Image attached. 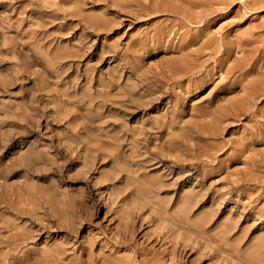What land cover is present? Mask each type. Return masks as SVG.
<instances>
[{
    "label": "rangeland",
    "instance_id": "374dc122",
    "mask_svg": "<svg viewBox=\"0 0 264 264\" xmlns=\"http://www.w3.org/2000/svg\"><path fill=\"white\" fill-rule=\"evenodd\" d=\"M246 1L0 0V264H264V2ZM183 201L186 253L160 233Z\"/></svg>",
    "mask_w": 264,
    "mask_h": 264
},
{
    "label": "bare ground",
    "instance_id": "6f19581e",
    "mask_svg": "<svg viewBox=\"0 0 264 264\" xmlns=\"http://www.w3.org/2000/svg\"><path fill=\"white\" fill-rule=\"evenodd\" d=\"M95 1H97V0H95ZM223 1V0H222ZM225 1V0H224ZM227 1V0H226ZM247 1H250V0H247ZM246 1V2H247ZM254 1V0H253ZM260 1H263L264 2V0H259L258 1V3H260ZM155 2V1H154ZM158 2V1H157ZM169 2V1H168ZM219 2V1H218ZM229 2V1H228ZM252 2V1H251ZM255 2V1H254ZM257 2V1H256ZM221 3H223V2H221ZM248 3V2H247ZM253 4H255V3H252V5ZM257 4V3H256ZM255 4V5H256ZM262 4V3H261ZM261 4H259L258 6L260 7L261 6ZM132 5V4H131ZM152 5V4H151ZM156 5H157V3H156ZM170 5V4H169ZM175 5H177V3L175 4ZM194 5V4H193ZM201 5H203V4H201ZM228 5V4H227ZM254 5V6H255ZM128 6V5H127ZM221 6V5H220ZM253 6V7H254ZM164 7V6H163ZM175 7V6H174ZM183 7V6H182ZM189 7V6H188ZM200 7V6H199ZM256 7V6H255ZM209 8V7H208ZM183 10V9H182ZM213 10V9H212ZM215 10V9H214ZM213 10V11H214ZM140 11V10H139ZM201 11H204V9L203 10H201ZM216 11V10H215ZM187 12H188V10H187ZM228 12H229V10H228ZM228 12H227V14H228ZM184 13H185V11H184ZM182 14V13H181ZM190 15V14H189ZM192 16V15H191ZM190 16V17H191ZM200 16V15H199ZM206 16V15H205ZM197 17V16H196ZM198 18V17H197ZM211 18V17H210ZM177 25V24H176ZM205 26V25H204ZM170 27V26H169ZM175 30V29H174ZM182 30V29H181ZM171 31V30H170ZM208 31V30H207ZM174 32V31H173ZM185 34V33H184ZM214 34V33H213ZM178 35V34H177ZM198 35V34H197ZM207 35V34H206ZM207 36H209V34L207 35ZM183 37V36H182ZM196 38V37H195ZM195 38H194V40H195ZM213 38H214V36H213ZM219 38V37H218ZM238 38V37H237ZM240 38V37H239ZM223 39V38H222ZM196 40H197V38H196ZM200 40V39H199ZM211 40H212V37H211ZM214 40H216L215 38H214ZM247 40H248V38H247ZM203 40L201 39V42H202ZM237 41V40H236ZM240 41V40H239ZM262 41V40H261ZM191 42V41H190ZM189 42V43H190ZM204 42V41H203ZM209 42V41H208ZM226 42V41H225ZM229 42H231V40L229 41ZM235 42V41H234ZM250 42V41H249ZM188 43V42H187ZM193 43V42H192ZM207 43V42H206ZM210 43V42H209ZM211 43H212V41H211ZM238 44V42H235V44ZM201 44V43H200ZM214 44V43H213ZM221 44V43H220ZM231 44V43H230ZM243 44V43H242ZM246 44V43H245ZM263 44V43H262ZM186 45V44H185ZM202 45V44H201ZM206 45V44H205ZM232 45H233V43H232ZM238 45H240V44H238ZM188 46H189V44H188ZM211 46V45H210ZM217 46V45H216ZM215 46V47H216ZM225 46H227V44L226 45H224V47ZM242 46V45H241ZM185 47V46H184ZM200 47V46H199ZM222 47V46H221ZM230 47V46H229ZM236 47H237V45H236ZM239 47V46H238ZM237 47V48H238ZM181 48V47H180ZM205 48V47H204ZM213 48V47H212ZM228 48V47H227ZM244 48V47H243ZM226 49V48H225ZM263 49V48H262ZM188 50V49H187ZM202 50V49H201ZM217 50V49H216ZM216 50H215V53H216ZM232 50V49H231ZM240 50V49H239ZM204 51V50H203ZM214 51V50H213ZM241 51V50H240ZM244 51V50H243ZM178 52V51H177ZM188 52V51H187ZM198 52H200V51H197V53ZM207 52V51H206ZM211 52V51H210ZM221 52V51H220ZM185 52H183V54H184ZM200 53H203V52H200ZM231 53H232V51H231ZM246 55H247V53L246 52H244ZM183 54H181L180 56H181V58L183 57V56H185V55H183ZM191 54V53H190ZM190 54H189V59H191V57H190ZM193 54V53H192ZM199 54V53H198ZM207 54V53H206ZM244 54V55H245ZM186 55H188L187 53H186ZM233 55V54H232ZM225 56V59H228L230 56H229V53L227 54V56H226V54L225 55H223V57ZM249 56V55H248ZM187 57V56H186ZM195 57V56H194ZM193 57V58H194ZM233 57V56H232ZM259 57V56H258ZM176 58H177V56H176ZM192 58V59H193ZM231 58V57H230ZM236 58V57H235ZM241 58V57H240ZM242 58H244V56L242 57ZM179 59V58H178ZM188 59V60H189ZM195 59V58H194ZM197 59V58H196ZM217 59V58H216ZM221 59V58H220ZM225 59H223V61H225ZM238 59H239V57H238ZM245 59H246V56H245ZM181 61H183L182 59H180ZM237 60V59H236ZM180 61V63H183V62H181ZM184 61H185V59H184ZM194 61V60H193ZM215 61V60H214ZM229 61V60H228ZM227 61V62H228ZM245 61V60H244ZM174 62V61H173ZM179 62V61H178ZM177 62V63H178ZM190 62H191V60H190ZM189 62V63H190ZM240 62H243L242 61V59H239V62H237L238 64H240ZM192 63V62H191ZM221 63V62H220ZM245 62H243L242 64H244ZM258 63V62H257ZM256 63V64H257ZM179 64V63H178ZM184 64V63H183ZM185 64H187V63H185ZM185 64H184V66H185ZM235 64V63H234ZM234 64H230V65H228L227 66V68H228V71H227V74H228V72H232L233 70H234V68H235V66L236 65H234ZM167 65V64H166ZM181 65V64H180ZM180 65H179V67H180ZM192 66V65H191ZM194 66V65H193ZM198 66V65H197ZM205 66V65H204ZM241 66V65H240ZM183 67V66H182ZM190 67V66H189ZM181 68V67H180ZM184 68V67H183ZM182 68V69H183ZM239 68V67H238ZM188 69H190V68H188ZM251 69V68H250ZM168 70V69H167ZM181 70V69H180ZM186 69H184V71H185ZM227 70V69H226ZM249 71L250 70H247L246 71V73H249ZM259 71V70H258ZM255 73H256V71H254ZM253 72V73H254ZM167 73H169V72H167ZM166 73V74H167ZM223 73V72H222ZM238 73V72H237ZM251 73V72H250ZM249 73V74H250ZM264 73V72H263ZM183 75V74H182ZM220 75V74H219ZM225 75V74H224ZM246 75V74H245ZM209 76V75H208ZM207 76V77H208ZM229 76V75H228ZM250 76V75H249ZM253 76V75H252ZM204 77V76H203ZM203 79V78H202ZM254 79V78H253ZM259 79V78H258ZM262 79H264V78H262ZM252 80H249L247 83H248V85H247V83H246V86L244 87H242V88H244L243 89V91H244V93H245V95H246V99L245 100H243V102L245 101L246 103H248L249 104V102H250V104L251 103H254V102H256V99L260 96L259 94H258V91H257V89H255L254 88V85H253V88L250 86L252 83H255L256 81H257V79H255L254 80V82H252V83H250L249 84V82H251ZM206 82V81H205ZM257 83V82H256ZM263 83V82H262ZM8 84V83H7ZM257 85H259V83L257 84ZM261 85V84H260ZM260 85L258 86V87H260ZM158 86V85H157ZM251 87V88H250ZM257 87V88H258ZM262 87V86H261ZM264 87V86H263ZM259 90V89H258ZM261 90H262V88H261ZM241 91V90H240ZM263 92V91H262ZM261 92V93H262ZM260 93V94H261ZM264 93V92H263ZM239 95V94H238ZM242 100V99H241ZM258 100V99H257ZM249 101V102H248ZM259 101V100H258ZM242 102V104L243 105H245L244 103ZM240 104V103H239ZM248 104H247V106H248ZM242 105V106H243ZM241 106V105H240ZM233 113V112H232ZM209 114V113H208ZM257 114V113H256ZM233 115V114H232ZM243 115V114H242ZM207 116V115H206ZM256 116V115H255ZM259 116V115H258ZM261 116V115H260ZM178 117V116H177ZM218 117V116H217ZM205 119V118H204ZM222 123V122H221ZM224 123V122H223ZM226 123V122H225ZM225 126V125H224ZM257 127V126H256ZM191 132V131H190ZM263 132H264V130H263ZM190 134V133H189ZM182 136V135H181ZM187 136V135H186ZM184 137V136H183ZM152 139V138H151ZM197 139V138H196ZM121 140V139H120ZM187 140V139H186ZM97 141V140H96ZM146 141V140H145ZM151 142V141H150ZM78 143V142H77ZM107 144V143H106ZM144 144V143H143ZM146 144V143H145ZM149 144V143H148ZM150 144H152V143H150ZM264 144V143H263ZM112 145V144H111ZM259 145V144H258ZM147 147V146H146ZM195 147V146H194ZM210 147V146H209ZM183 148V147H182ZM87 149V148H86ZM99 149V148H98ZM147 149H149V148H147ZM150 149H151V147H150ZM95 151V150H94ZM151 151V150H150ZM183 151V150H182ZM181 151V152H182ZM97 152H98V150H97ZM138 154H139V152L138 151H136ZM143 151H141V153H142ZM144 152H145V150H144ZM152 152H154V151H152ZM208 152H209V150H208ZM211 152V151H210ZM145 153H148V152H145ZM144 153V154H145ZM137 154V155H138ZM155 154H156V152H155ZM182 154V153H181ZM84 155V154H83ZM101 155H102V153H101ZM104 155V154H103ZM143 155V154H142ZM147 155H151V152H150V154H147ZM153 156H154V154H152ZM185 155V154H184ZM100 156V154L98 155V157ZM104 157V156H103ZM131 157H132V155H131ZM130 157V158H131ZM140 157V156H139ZM142 157V156H141ZM146 157V156H145ZM177 157V156H176ZM180 157V156H179ZM144 158V157H143ZM147 158H149V157H147ZM155 158V157H154ZM172 158V157H171ZM255 158V157H254ZM86 159V158H85ZM146 159V158H145ZM150 159H152L151 157H150ZM149 159V160H150ZM138 160V159H137ZM147 160V159H146ZM161 162H164L166 159H159ZM179 160V159H178ZM84 161V160H83ZM141 161V160H140ZM140 161H138V162H140ZM143 161V160H142ZM151 162H152V160H150ZM158 161V160H157ZM167 161V160H166ZM181 161V160H180ZM130 162V161H129ZM145 162V161H144ZM150 162V163H151ZM178 162V161H177ZM182 162H183V160H182ZM141 163V162H140ZM139 163V164H140ZM147 163H149V162H147ZM156 163V162H155ZM159 163V162H158ZM179 163V162H178ZM132 164H133V162H132ZM138 164V165H139ZM152 164H154V163H151V165ZM160 164V163H159ZM136 165V164H135ZM137 165V166H138ZM147 165V164H146ZM183 167H184V164H181ZM145 166V165H144ZM155 166V165H154ZM139 167V166H138ZM142 167V166H141ZM187 167V166H186ZM189 167V166H188ZM146 168H147V166H146ZM184 169V168H183ZM145 170V169H144ZM163 172V171H162ZM172 173V172H171ZM171 173H170V175H171ZM115 175V174H114ZM160 175H162V174H160ZM160 175H159V177H160ZM166 175L167 174H165L164 173V175L163 176H161V177H166ZM168 176V175H167ZM184 176V175H183ZM135 177V176H134ZM136 178V177H135ZM137 179V178H136ZM158 179V178H157ZM146 180V179H145ZM129 181H127V183H128ZM161 182V181H160ZM156 183H157V180H156ZM164 183H165V185L166 184H168V183H166L165 181H164ZM163 183V184H164ZM131 184V183H130ZM152 184V183H151ZM179 184V183H178ZM165 185H162V183H160L157 187H156V189H158V190H161L162 189V187L164 186L165 187ZM133 186V185H132ZM167 187V186H166ZM150 188V187H149ZM134 189V188H133ZM158 190H156V191H158ZM58 191V190H57ZM133 193V192H132ZM116 195V194H115ZM151 198V197H150ZM45 201V200H44ZM155 201V200H154ZM197 201V200H196ZM150 202V201H149ZM148 202V203H149ZM159 202H160V200H159ZM78 203V202H77ZM151 203V202H150ZM44 204V203H43ZM36 205V204H35ZM162 205V204H161ZM182 206H183V210H181L180 212H181V216H179V218H177V219H175L174 221L172 220V223H171V221H170V219H169V221H170V223H171V225H169V226H167L166 228H163V229H161V232L160 233H162V236H165V237H167L170 241H171V243H172V245H175V246H177V244L181 247V251H185L188 247H189V242H187L188 240H185V238H184V235L185 234H188L187 232H188V230L187 229H189V225H190V223H192L191 221H189V219H188V217H187V211H186V208H187V206H186V203L183 201L182 202ZM48 207V206H47ZM74 207V206H73ZM76 207H77V205H76ZM163 207V206H162ZM84 208V207H83ZM165 208V207H164ZM76 209V208H75ZM135 209V208H134ZM163 209V208H162ZM131 210H133V209H131ZM158 210V209H157ZM160 210V209H159ZM161 211V210H160ZM163 211H165V209L163 210ZM20 212V211H19ZM18 212V213H19ZM133 212V211H132ZM21 213V212H20ZM161 213V212H160ZM166 213V212H165ZM168 213V212H167ZM25 214V213H24ZM130 214V213H129ZM162 214V213H161ZM20 215H22V214H20ZM164 215V214H163ZM168 215V214H167ZM167 215H165V216H167ZM23 216V215H22ZM128 216V215H127ZM164 216V217H165ZM177 216V215H176ZM77 217V216H76ZM130 217H131V220L133 221V216L132 215H130ZM168 217H170L169 215H168ZM168 217H166L165 219L167 220V218ZM173 216H171L170 218H172ZM178 217V216H177ZM190 218V217H189ZM164 219V218H163ZM174 219V218H173ZM125 220V219H124ZM128 220V219H127ZM194 221V220H193ZM200 222V221H199ZM198 222V223H199ZM168 223V222H167ZM196 223V222H195ZM197 223V224H198ZM205 223V222H204ZM132 224V223H131ZM142 224V223H141ZM194 224V223H193ZM192 224V225H193ZM201 224V223H200ZM200 224L198 225V226H200ZM75 225V224H74ZM83 225V224H82ZM133 225V224H132ZM139 225V224H138ZM195 225V224H194ZM202 225V224H201ZM59 226V225H58ZM196 226V225H195ZM194 226V227H195ZM62 227V226H61ZM162 227V226H161ZM188 227V228H187ZM191 227V226H190ZM193 227V228H194ZM201 227V226H200ZM200 227H195V228H199L200 229ZM203 227V226H202ZM232 227V226H231ZM130 228V227H129ZM124 229V228H123ZM165 229V230H164ZM176 229H181V231H182V233L181 234H183V237H181L182 239H180V236H174V237H171V235L173 234V233H175L174 232V230H176ZM192 229V228H191ZM198 229V231H200ZM70 230V229H69ZM120 230V229H119ZM119 230H117V231H119ZM202 230V229H201ZM124 231H125V229H124ZM129 231H130V229H129ZM180 231V232H181ZM194 231V230H193ZM198 231H197V233H198ZM18 232V231H17ZM113 232V231H112ZM116 232V231H115ZM123 232V231H122ZM172 233V234H170V233ZM177 232H178V230H177ZM201 232V231H200ZM119 232H117V234H118ZM121 233V232H120ZM192 233V232H191ZM196 233V232H195ZM201 233H204V231L203 232H201ZM19 234V233H18ZM109 234H111V236H112V233L110 232ZM123 234V233H122ZM124 234H126L125 232H124ZM159 234V233H158ZM170 234V235H169ZM198 234H200V233H198ZM157 235V234H156ZM197 235V234H196ZM208 235V234H207ZM212 235V234H211ZM214 235V234H213ZM212 235V236H213ZM216 235V234H215ZM109 236V235H108ZM109 237L110 239H113V241H114V243L116 244H120V243H123L122 241L123 240H118L117 238H114V237H116L115 236V234L113 233V236L114 237ZM123 236V235H122ZM197 236H200V235H197ZM201 236H203L204 237V235L202 234ZM208 236H210V233H209V235ZM219 236V235H218ZM118 237V236H117ZM121 237V236H120ZM156 237V236H155ZM178 237H179V239H178ZM195 237V236H194ZM215 237V236H214ZM104 238V237H103ZM124 238V237H123ZM127 238V237H126ZM206 238V237H205ZM120 239V238H119ZM131 239V238H130ZM165 239V238H164ZM195 239V238H194ZM197 239V238H196ZM201 239L202 238H200L199 239V241L198 242H200L201 241ZM207 239H210V240H212L211 239V236L209 237V238H206V239H204L203 241H208ZM218 239V238H217ZM223 239V238H222ZM228 239V238H227ZM12 240V242L9 240L8 241V246H12V243H14L13 242V239H11ZM125 240V239H124ZM126 240H128V239H126ZM133 240V239H132ZM210 240H209V242H210ZM219 240V239H218ZM203 241H202V243H203ZM227 241V240H226ZM17 242V241H16ZM125 242H127V244H131L132 242H131V240L129 241L130 243H128V241H125ZM134 243L132 244V245H130V246H132L133 247V250H134V252L136 253V255L138 254V255H143V254H145V255H151V258L153 257V258H155V256H157L159 253H160V255L161 254H165L166 253V249L165 248H158V249H156V247H155V243L154 244H151V245H147V244H144V243H136L135 241H133ZM151 242V241H150ZM196 242V241H195ZM214 242L215 243H217L216 242V240L214 239ZM213 242V244H215ZM225 242V241H224ZM95 243V242H94ZM147 243V242H146ZM167 243H169V242H167ZM212 243V242H211ZM218 243H219V241H218ZM221 243V242H220ZM223 243V242H222ZM116 244V245H117ZM118 244V245H119ZM192 244V243H191ZM194 244V243H193ZM192 244V245H193ZM205 244V243H204ZM224 244H226V243H224ZM14 245V244H13ZM117 245V246H118ZM197 245V244H196ZM195 245V246H196ZM203 244H201V246H202ZM215 245H217V246H220V245H218V244H215ZM222 245V244H221ZM15 246V245H14ZM124 246V245H123ZM125 246H129V245H125ZM160 246V245H159ZM198 246V245H197ZM200 246V247H201ZM223 246V245H222ZM199 247V246H198ZM200 247H199V249L197 250V251H203L202 249L200 250ZM214 247V246H213ZM221 247V246H220ZM124 248V247H123ZM127 247H125V249H126ZM171 248V247H170ZM203 248H205V245H204V247ZM175 249V248H174ZM189 249H191V247L189 248ZM189 249H188V251H189ZM216 249V248H215ZM217 249H219V250H221V248H217ZM117 250H118V248H117ZM173 250V249H172ZM230 250V249H229ZM232 250V249H231ZM230 250V251H231ZM218 251V250H217ZM112 252V251H111ZM115 252V251H114ZM120 252V251H119ZM9 253V252H8ZM158 253V254H157ZM184 253H186V252H184ZM203 254V253H202ZM9 255V254H8ZM54 255V254H53ZM122 255V254H121ZM159 255V256H160ZM216 255H218L219 256V254H217V253H215V250H214V252H213V254H212V256L210 255V258H214ZM103 256V255H102ZM108 256V255H107ZM106 256V257H107ZM134 256V255H133ZM105 257V256H104ZM200 257V256H199ZM57 258V257H56ZM60 258V257H59ZM117 258H119V259H121V257H117ZM178 258V257H177ZM202 258V257H201ZM125 259V258H124ZM167 259V258H166ZM171 259V258H170ZM181 259V258H180ZM106 260V259H105ZM174 260V259H173ZM58 261V260H57ZM60 261H61V259H60ZM126 261H129L128 259L126 260ZM164 261V260H163ZM123 262V261H122ZM140 262V264H146V262H147V260H141V261H139ZM55 263V262H54ZM108 263V262H107ZM106 263V264H107ZM120 263V262H119ZM128 263V262H127ZM138 262L136 261V262H134V261H130L128 264H137ZM165 263V262H164ZM182 263V262H181ZM185 263V262H184ZM67 264V263H66ZM111 264V263H110ZM115 264V263H114ZM126 264V263H125ZM139 264V263H138ZM171 264H173V263H171ZM174 264H176V262H174Z\"/></svg>",
    "mask_w": 264,
    "mask_h": 264
}]
</instances>
